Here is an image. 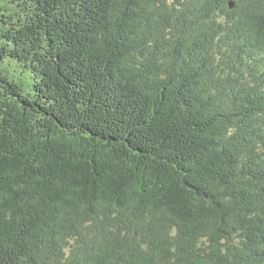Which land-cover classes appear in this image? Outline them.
I'll return each instance as SVG.
<instances>
[{
  "label": "trees",
  "instance_id": "obj_1",
  "mask_svg": "<svg viewBox=\"0 0 264 264\" xmlns=\"http://www.w3.org/2000/svg\"><path fill=\"white\" fill-rule=\"evenodd\" d=\"M0 264H264V0H0Z\"/></svg>",
  "mask_w": 264,
  "mask_h": 264
},
{
  "label": "rangeland",
  "instance_id": "obj_2",
  "mask_svg": "<svg viewBox=\"0 0 264 264\" xmlns=\"http://www.w3.org/2000/svg\"><path fill=\"white\" fill-rule=\"evenodd\" d=\"M23 90H24L25 92H27V91H28V88H27V86H26V85H24V86H23Z\"/></svg>",
  "mask_w": 264,
  "mask_h": 264
}]
</instances>
